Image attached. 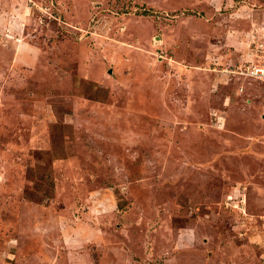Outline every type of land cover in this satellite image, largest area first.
Masks as SVG:
<instances>
[{
	"label": "rangeland",
	"instance_id": "rangeland-1",
	"mask_svg": "<svg viewBox=\"0 0 264 264\" xmlns=\"http://www.w3.org/2000/svg\"><path fill=\"white\" fill-rule=\"evenodd\" d=\"M261 41L264 0H0V264H264Z\"/></svg>",
	"mask_w": 264,
	"mask_h": 264
},
{
	"label": "built area",
	"instance_id": "built-area-1",
	"mask_svg": "<svg viewBox=\"0 0 264 264\" xmlns=\"http://www.w3.org/2000/svg\"><path fill=\"white\" fill-rule=\"evenodd\" d=\"M255 44L258 45H255L254 61L244 67L242 74L247 78L264 82V42Z\"/></svg>",
	"mask_w": 264,
	"mask_h": 264
}]
</instances>
